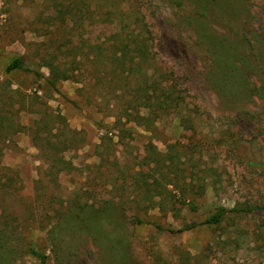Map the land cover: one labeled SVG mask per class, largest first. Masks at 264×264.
<instances>
[{"label": "rangeland", "instance_id": "rangeland-1", "mask_svg": "<svg viewBox=\"0 0 264 264\" xmlns=\"http://www.w3.org/2000/svg\"><path fill=\"white\" fill-rule=\"evenodd\" d=\"M32 249L264 264V0H0V264Z\"/></svg>", "mask_w": 264, "mask_h": 264}, {"label": "trees", "instance_id": "trees-1", "mask_svg": "<svg viewBox=\"0 0 264 264\" xmlns=\"http://www.w3.org/2000/svg\"><path fill=\"white\" fill-rule=\"evenodd\" d=\"M59 16L61 19H63V23H67V20L70 21L77 12V10L71 6L70 4L67 5H62V9H60L59 11ZM123 51L125 52V50L128 48L126 45L123 47ZM135 52H142L141 47L139 45H137V48L135 49ZM126 53V52H125ZM127 54V53H126ZM43 63V67H46L49 70V78H48V84L49 86L54 89L56 92H58V84L62 81H68L73 79V75L67 70L64 69L61 64H57L51 60L48 59H42ZM131 63H133V60H130ZM124 65L126 64V61H124L123 63ZM17 70H21L27 73H33L37 78H42L41 73L26 67L25 65V60L23 56H18L16 58H14V60L7 66L6 68V72L7 73H11L13 71H17ZM153 162L154 161H158L157 159V155H154V157H152ZM191 208H193V210H195V207H193V205H191ZM233 211H239L238 209H234ZM230 211L227 210L224 207H220L214 214L208 216L205 221H203L201 223V225L204 226H217L219 224L222 223V221L224 220L225 216L229 213ZM198 225H191V226H185L183 229H181L179 232H186V231H190L193 230L194 228H197ZM31 254L38 259V261L40 262V264H48L47 262V257L43 254L38 253L35 250H31Z\"/></svg>", "mask_w": 264, "mask_h": 264}]
</instances>
